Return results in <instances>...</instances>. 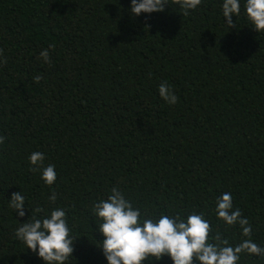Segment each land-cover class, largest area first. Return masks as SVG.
I'll return each mask as SVG.
<instances>
[{
  "label": "trees",
  "instance_id": "trees-1",
  "mask_svg": "<svg viewBox=\"0 0 264 264\" xmlns=\"http://www.w3.org/2000/svg\"><path fill=\"white\" fill-rule=\"evenodd\" d=\"M222 3L134 17L131 0H0V264H45L15 236L37 206V218L66 211L78 238L65 264H108L92 205L113 187L143 218L203 213L210 236L234 247L248 237L215 212L230 192L264 247V32L246 0L235 27ZM164 81L177 103L160 97ZM36 151L55 166L51 186L30 171ZM13 192L25 197L23 217L9 207ZM238 264L264 258L241 253Z\"/></svg>",
  "mask_w": 264,
  "mask_h": 264
},
{
  "label": "clouds",
  "instance_id": "clouds-1",
  "mask_svg": "<svg viewBox=\"0 0 264 264\" xmlns=\"http://www.w3.org/2000/svg\"><path fill=\"white\" fill-rule=\"evenodd\" d=\"M201 3L202 0H131L130 12L134 17L141 13L163 12L166 5L174 4L187 16L190 10H195ZM245 10L246 17L254 28L258 32H264V0H246ZM222 12L226 24L235 27L232 16L240 15V0H223ZM49 48H54V45H49ZM3 51L0 49V57H3ZM39 58L44 63H51L48 49L41 50ZM0 63H7V58L3 57ZM41 79L39 75L33 77L35 83H39ZM158 91L168 104L177 103L179 98L166 81L160 83ZM4 141L5 137L0 136V144ZM44 160V153H31L30 171L41 172L44 183L51 186L57 179L55 166H44ZM110 191L106 200L102 199L92 205V213L99 221V231L104 237L99 246L108 264H142L145 260L159 261L165 255L170 256L173 264H238L241 253L264 258V247L250 238L252 225L249 220L242 217L239 208L233 210L230 192L217 197L215 212L217 218L227 226L238 224L242 229V236L248 237L234 247L219 232L214 237L210 236L211 226L204 219L203 213L193 212L186 219H182L180 214H162L158 219L143 218L140 209L134 208L118 187H113ZM48 199L51 203L56 202L55 191ZM24 206L25 197L21 192H13L9 207L23 217ZM44 211L40 206L33 209L32 219L19 226L15 230V236L45 261V264H65L73 254V241L78 237L70 235L68 217L63 208H54L50 215L37 218V214Z\"/></svg>",
  "mask_w": 264,
  "mask_h": 264
}]
</instances>
